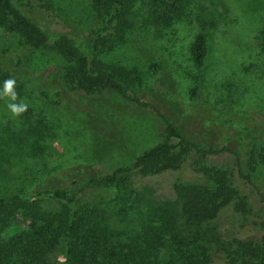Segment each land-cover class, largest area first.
I'll return each mask as SVG.
<instances>
[{
  "label": "rangeland",
  "instance_id": "rangeland-1",
  "mask_svg": "<svg viewBox=\"0 0 264 264\" xmlns=\"http://www.w3.org/2000/svg\"><path fill=\"white\" fill-rule=\"evenodd\" d=\"M13 1L45 30L50 42L68 35L87 50L98 23L91 0H50L53 10L39 0ZM160 10L159 5L139 3L127 40L112 51L99 53L107 61L135 65L143 71V82L136 90L138 100L111 90L87 94L64 86L56 74L61 59L31 49L19 36L0 28V66L19 76L25 91L15 101L0 95V136L22 138L20 149L15 146L18 141L5 145L0 195L71 189L77 207L105 209L109 236L124 241L140 230L159 202L174 200L175 183L212 186L200 169L215 166L233 174L249 203L246 214L232 206L221 211L216 220L220 235L230 240L258 239L257 222L264 203L239 175L232 151L239 152L247 172L249 149L264 145V0H187L183 12L173 19L164 15L160 19ZM200 16L213 18L216 24L210 31L197 88L200 70L190 46L198 31L195 18ZM10 102L27 108L13 115L7 107ZM37 118L50 125L41 136L31 130ZM167 120L188 139L215 152L194 149L178 169L164 172L144 174L133 168L120 186L90 182L118 168L133 167L137 156L163 140ZM35 138L38 142L33 150ZM258 176V187L264 191L263 166ZM118 194L128 197L124 211ZM42 203L52 209L58 206L51 198ZM206 231L198 251L211 253L210 264H228V258L216 251L221 236ZM63 249L60 245L54 253L55 263L62 264Z\"/></svg>",
  "mask_w": 264,
  "mask_h": 264
},
{
  "label": "trees",
  "instance_id": "trees-1",
  "mask_svg": "<svg viewBox=\"0 0 264 264\" xmlns=\"http://www.w3.org/2000/svg\"><path fill=\"white\" fill-rule=\"evenodd\" d=\"M39 1L45 8L53 10L50 0ZM186 1L91 0L98 23L93 36L90 35L87 50H82L68 35H61L50 42L45 30L13 0H0V28L19 36L31 49L47 51L61 59L60 70L56 74L64 86L82 89L87 94L111 90L128 100H138L136 90L143 82V71L135 65L107 61L99 57V53L112 51L127 40L134 27L139 3L159 5L160 19L163 15L173 19L183 12ZM195 22L198 31L190 51L200 70L198 88L207 59L210 31L216 22L203 16L196 17ZM8 79L15 81L13 91L16 96H23L24 82L18 83L21 78L11 69L0 66V87ZM37 122L31 127L32 133L41 136L50 130V125L41 118H37ZM21 140L15 136H0V159L7 151L6 146L18 141L15 146L19 148ZM37 142L38 138H35L31 149L37 148ZM194 149L204 153L215 152L188 139L175 123L167 120L163 140L137 156L133 167L118 168L112 173L91 178L90 182L120 186L121 180L127 178L125 173L133 168H139L144 174L178 169ZM232 153L237 158L239 175L258 192L264 203V191L257 184L259 166L264 167V145H253L249 149L247 172L241 165L239 152ZM200 170L212 186L175 183L174 200L159 202L148 212L140 230L124 241H113L109 236L105 209L97 205L77 207L71 189L2 194L0 264H58L53 256L60 245L64 246L62 264H210L211 253L198 251L200 240H205L202 235L209 230L211 234L221 236L216 223L221 211L232 206L235 211L246 214L249 203L247 195L236 185L233 174L215 166L201 167ZM45 198L56 200L58 206L53 209L45 207L42 203ZM116 198L124 211L128 197L118 194ZM257 226L258 239L234 237L230 240L221 236L220 241L217 240L219 248L216 251L228 258V264H264V208ZM207 248L211 247L208 245Z\"/></svg>",
  "mask_w": 264,
  "mask_h": 264
},
{
  "label": "clouds",
  "instance_id": "clouds-1",
  "mask_svg": "<svg viewBox=\"0 0 264 264\" xmlns=\"http://www.w3.org/2000/svg\"><path fill=\"white\" fill-rule=\"evenodd\" d=\"M15 84V81L13 79H8L4 81L3 85V92L0 93V95H6L9 97L10 101L16 100V93L13 91V85ZM7 107L10 109V111L13 113V115H19L23 111L26 110L27 105L20 103H8Z\"/></svg>",
  "mask_w": 264,
  "mask_h": 264
}]
</instances>
